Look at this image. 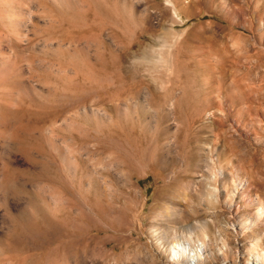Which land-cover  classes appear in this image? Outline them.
<instances>
[{
    "label": "rangeland",
    "instance_id": "rangeland-1",
    "mask_svg": "<svg viewBox=\"0 0 264 264\" xmlns=\"http://www.w3.org/2000/svg\"><path fill=\"white\" fill-rule=\"evenodd\" d=\"M263 253L264 0H0V264Z\"/></svg>",
    "mask_w": 264,
    "mask_h": 264
},
{
    "label": "bare ground",
    "instance_id": "bare-ground-1",
    "mask_svg": "<svg viewBox=\"0 0 264 264\" xmlns=\"http://www.w3.org/2000/svg\"><path fill=\"white\" fill-rule=\"evenodd\" d=\"M186 251H187V248L184 246L183 242H181L179 239H175L174 245L172 246V253H173V255L175 257H178V259H181V261H185V260H188L189 261L190 258L187 256V252ZM180 252H182V253H180ZM193 255H194V258L193 259L197 260L198 263L201 260H203L202 254L194 253ZM262 256L264 257V253H263Z\"/></svg>",
    "mask_w": 264,
    "mask_h": 264
}]
</instances>
